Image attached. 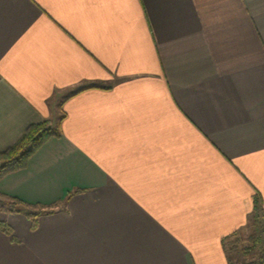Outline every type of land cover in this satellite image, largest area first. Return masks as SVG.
<instances>
[{"label": "crops", "instance_id": "1", "mask_svg": "<svg viewBox=\"0 0 264 264\" xmlns=\"http://www.w3.org/2000/svg\"><path fill=\"white\" fill-rule=\"evenodd\" d=\"M45 120L0 264H229L264 209V0H0V152Z\"/></svg>", "mask_w": 264, "mask_h": 264}, {"label": "trees", "instance_id": "2", "mask_svg": "<svg viewBox=\"0 0 264 264\" xmlns=\"http://www.w3.org/2000/svg\"><path fill=\"white\" fill-rule=\"evenodd\" d=\"M56 134L57 130L49 120L30 124L14 144L0 152V178L9 172L23 168L30 156L47 139ZM5 206L10 211L24 212L27 215L36 216L40 214L39 210L33 209L34 207L30 204L16 197H13ZM249 225L250 230L247 234L235 233L236 239L230 240L228 243L231 250L236 252L242 249L243 256H247L248 261L242 264H264V209L257 196L254 198V210ZM242 241L248 243L244 248L240 246ZM229 264L236 263L229 257Z\"/></svg>", "mask_w": 264, "mask_h": 264}, {"label": "rangeland", "instance_id": "3", "mask_svg": "<svg viewBox=\"0 0 264 264\" xmlns=\"http://www.w3.org/2000/svg\"><path fill=\"white\" fill-rule=\"evenodd\" d=\"M248 245V243L246 242V241H242L241 243H240V246H241V248H244V247H246ZM228 248H229V250H230V254H231V257L233 258V259H236V258H238L239 259V262L240 261H244L245 260V258H247V256H243V254H242V252H241V250L240 251H233V250H231V247H230V245L228 246ZM249 259H250V257H248Z\"/></svg>", "mask_w": 264, "mask_h": 264}]
</instances>
